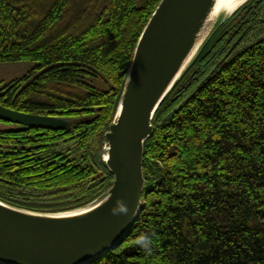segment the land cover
Segmentation results:
<instances>
[{
    "label": "trees",
    "instance_id": "obj_1",
    "mask_svg": "<svg viewBox=\"0 0 264 264\" xmlns=\"http://www.w3.org/2000/svg\"><path fill=\"white\" fill-rule=\"evenodd\" d=\"M0 0V64L36 66L0 105L65 130H0V200L40 213L89 206L112 186L106 133L136 46L162 0ZM143 209L91 264H264V0L210 40L158 110ZM154 233L146 256L132 236Z\"/></svg>",
    "mask_w": 264,
    "mask_h": 264
},
{
    "label": "water",
    "instance_id": "obj_2",
    "mask_svg": "<svg viewBox=\"0 0 264 264\" xmlns=\"http://www.w3.org/2000/svg\"><path fill=\"white\" fill-rule=\"evenodd\" d=\"M214 21L220 0H162L136 46L115 121L106 133L104 162L111 188L87 207L40 213L0 200V264H91L116 249L143 209L145 146L154 118L210 40L239 9ZM0 121L65 130L62 118L28 114L0 105ZM127 216L110 209L120 199Z\"/></svg>",
    "mask_w": 264,
    "mask_h": 264
},
{
    "label": "clouds",
    "instance_id": "obj_3",
    "mask_svg": "<svg viewBox=\"0 0 264 264\" xmlns=\"http://www.w3.org/2000/svg\"><path fill=\"white\" fill-rule=\"evenodd\" d=\"M129 211L128 203L122 198L110 209L113 216H127ZM131 242L146 256H151L154 252V233L150 229L136 232L132 236Z\"/></svg>",
    "mask_w": 264,
    "mask_h": 264
},
{
    "label": "rangeland",
    "instance_id": "obj_4",
    "mask_svg": "<svg viewBox=\"0 0 264 264\" xmlns=\"http://www.w3.org/2000/svg\"><path fill=\"white\" fill-rule=\"evenodd\" d=\"M145 0H139V5H142ZM35 63L18 62V63H5L0 64V84L2 87L10 84L18 78L27 75L34 67ZM12 126L0 122V130L9 129Z\"/></svg>",
    "mask_w": 264,
    "mask_h": 264
},
{
    "label": "bare ground",
    "instance_id": "obj_5",
    "mask_svg": "<svg viewBox=\"0 0 264 264\" xmlns=\"http://www.w3.org/2000/svg\"><path fill=\"white\" fill-rule=\"evenodd\" d=\"M246 0H220L214 21L219 19L224 13H231L241 6Z\"/></svg>",
    "mask_w": 264,
    "mask_h": 264
}]
</instances>
